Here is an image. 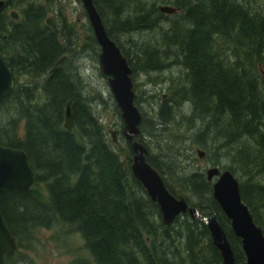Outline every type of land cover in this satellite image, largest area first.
Masks as SVG:
<instances>
[{
    "label": "trees",
    "instance_id": "1",
    "mask_svg": "<svg viewBox=\"0 0 264 264\" xmlns=\"http://www.w3.org/2000/svg\"><path fill=\"white\" fill-rule=\"evenodd\" d=\"M3 1L4 9L22 13L21 20L14 23L7 20L6 10L0 11V52L11 51L16 59L12 62L6 56L7 66L18 73H31L32 79L45 76L40 87L15 84L0 97V111L8 114L0 122V145L24 150L36 175L32 191L7 190L0 195L3 219L18 248L15 254L5 257L4 264L28 261L25 254L37 253L39 247L34 234L55 225L70 228L83 242L87 256L75 258L71 264H223L205 225L188 214L176 217L169 226L163 224L158 206L132 176L131 160L125 163L107 142L76 83V72L66 70L71 67L68 58L50 72L73 48L67 41L73 32L66 28L63 18L58 35L44 24L58 0H45L42 5L31 0ZM140 2L93 0L108 36L117 45L113 30L105 22L106 13L116 18L123 13L137 14L136 18L127 16L121 21L120 28L126 32L130 31L129 22L136 29L152 30L159 22L169 23V17L153 4L144 14ZM171 2L183 9L179 18L184 17V24L189 25L187 32L180 35L179 27L173 25L174 32L163 26L159 30L164 36L162 45L179 47L178 58L175 61L176 54L169 52L159 54L160 50L150 45L141 47L138 53L143 60L142 71H159L173 64L188 70L184 101L190 103L192 117L209 120L207 130L192 142L210 161L213 149L203 140L205 136L216 143L222 140L223 146L232 148L241 147L242 141L248 144V150L240 149L230 164L223 165L217 158L210 165L229 170L236 179V170L251 175L246 183L237 179L240 194L264 234V17L233 0H195V5L191 0ZM167 3L171 4L163 1ZM150 15L155 22L149 20ZM143 24L147 27L139 26ZM217 40L231 45L233 61L221 56ZM209 47L213 50L210 56ZM121 52L132 75H136L139 70L128 54ZM170 57L174 61L167 64ZM171 99H161L160 103H170ZM68 101L74 122L72 131L63 127ZM161 113L168 115L166 122L172 117L168 108ZM139 128H144V122ZM128 146L126 143L127 152L133 156ZM157 158L160 159L146 155V161L159 172L169 192L181 194L202 215H215L227 235L235 264H245L240 240L213 199L212 184L205 174L194 172L178 177Z\"/></svg>",
    "mask_w": 264,
    "mask_h": 264
},
{
    "label": "rangeland",
    "instance_id": "2",
    "mask_svg": "<svg viewBox=\"0 0 264 264\" xmlns=\"http://www.w3.org/2000/svg\"><path fill=\"white\" fill-rule=\"evenodd\" d=\"M31 1H36L38 5L45 4V0ZM140 1L145 10L144 14H148L147 12L151 9V4L159 9L160 6L165 5L174 6L171 1L175 0ZM163 1H169L171 5L168 3L164 5ZM233 1L244 6L249 12L264 17V0ZM191 2L195 5V0H191ZM49 16H54L59 26H61L60 20L63 18L66 22V28L71 29L73 32L72 37L67 40L73 45V52L71 51L69 56H66L68 57V59L66 58L69 62L68 65L71 66L67 67L66 70H70L74 74L76 72V77H78L76 83L83 92L84 99H87L86 101L92 109L95 119L103 128L107 142L110 143V146L118 154L121 160L126 163L132 158V155L130 156L126 150V142L128 145L129 143L124 137V126L120 118L119 110L109 90L106 77L100 73L98 65L100 48L96 41L94 42L95 39L92 29L80 1L58 0L57 5H55L51 12L49 11L48 17ZM127 16L133 19L137 17V14L123 13L118 19L111 14L106 13L105 22L108 24V27L113 30L118 41L117 46L121 51H125L128 54L127 57L130 62L135 65L137 70H139V72H136V75H132L134 91L136 94L134 104L143 116L144 122V128L142 130L139 128L140 133L137 137V141L146 147L147 154L155 157L158 156L160 159H157L161 164L166 163L170 172H174L178 177H182L194 172L205 173V170L210 167L219 168L218 166L210 165V162L217 160V158L220 159V163L223 165L230 164L232 159L236 158L240 149L248 150L246 148L248 147V144L243 141L240 142L241 147H237V145L232 148L223 146L221 144L222 140H220V143H216L211 139H207V136H205L203 140L213 149V155L210 156L211 161L205 155L201 159L197 157L196 152L199 150V147L192 142V139L199 136V133H201L202 130H207L205 126L209 124V120L192 117L190 103L184 101L186 100L185 95L187 94L188 85H185V80L187 79L186 76L188 70H185L182 65L173 64V67L170 68L167 66L159 71H153L150 69L147 70H150L151 72H145L146 70L142 71L143 60L140 59L138 53L139 48H148V45H150L155 49L160 50L159 54H166L168 52L169 54H176L174 57L176 61L179 54V47L174 45H162L164 36H161L159 29L163 26L164 28L172 29L174 32L172 25L175 27L178 26L177 33L179 32L178 34L185 35L183 33L187 32L186 29L189 25L184 24V17H170L169 23L165 25L164 21H162L161 23H164V25H161L159 22L153 27V30L149 28L136 29V26H133L132 23L129 22L128 26L130 27V31L126 32L120 27L122 24L121 21H124ZM164 16H166V14H164ZM149 20L155 22V18L152 15H150ZM185 23L187 22L185 21ZM139 26L147 27L146 24ZM64 31L67 32L68 30L64 29ZM177 33L175 34L178 35ZM216 44L221 56L224 58L228 57V60H234L231 57V51H233L231 45L228 46V43L225 44L221 40H217ZM210 49L211 48L209 47L207 50L209 56L213 51ZM171 57L165 61L167 64H171L172 61H174ZM160 61H163L161 57ZM44 79L45 78L42 77L38 80L30 81L31 79L29 77L23 76L22 78L20 77L18 85H39L40 87ZM37 95H39V93ZM170 97L173 98L170 103L164 105L160 103L161 99L162 101H165ZM164 108H168L170 112L172 111V117L167 122L166 116L168 115L166 113H161ZM7 116V112L1 110L0 122L6 119ZM159 116L164 122H162ZM9 118H13V115H10ZM188 123H190V125ZM161 127L165 128L162 129ZM111 130L116 131V144H113L111 141L109 135V131ZM19 135H23V124L20 126ZM209 138L211 137L209 136ZM236 171L238 172L235 173V176L239 181L246 183L250 180L251 175L243 174L239 170ZM177 195L181 194L177 193L176 196ZM254 196L255 195L253 194L251 197L253 198ZM34 236L39 242L37 253L25 252L28 261H19L18 264H71L75 258L80 260L82 257L87 256L83 249L82 240L68 227L55 225L50 230H40L39 232H36Z\"/></svg>",
    "mask_w": 264,
    "mask_h": 264
},
{
    "label": "water",
    "instance_id": "3",
    "mask_svg": "<svg viewBox=\"0 0 264 264\" xmlns=\"http://www.w3.org/2000/svg\"><path fill=\"white\" fill-rule=\"evenodd\" d=\"M79 1L100 48L98 55L100 73L106 77L124 126V137L130 144L133 154L130 164L132 176L141 184L150 200L158 206L165 226L171 225L176 217L188 214L206 226L223 264H235L227 235L217 217L204 216L197 208L189 206L183 196L171 194L159 172L146 161V149L137 141L142 116L134 104L136 94L132 70L117 44L108 36L93 0ZM2 5L3 2L0 1V8ZM159 10L166 15L175 12L169 5L160 6ZM11 16L17 17V14L12 12ZM45 22L55 34H58L57 25L52 17L47 18ZM63 60L64 58L58 60L54 67ZM12 85L13 75L0 57V97L11 90ZM70 105L71 102L68 101L64 110L63 127L67 131H72L74 126ZM109 135L112 143L116 144V132L111 130ZM196 153L199 159L205 155L201 150H197ZM204 174L206 180L212 184L213 199L229 221L231 232L240 240L245 264H264V234L242 201L238 180L229 170H220L217 167L206 169ZM35 181L36 175L24 150L0 145V195L7 190L30 192L35 187ZM17 249L15 237L8 229L0 210V264H4L5 257L12 256Z\"/></svg>",
    "mask_w": 264,
    "mask_h": 264
},
{
    "label": "flooded vegetation",
    "instance_id": "4",
    "mask_svg": "<svg viewBox=\"0 0 264 264\" xmlns=\"http://www.w3.org/2000/svg\"><path fill=\"white\" fill-rule=\"evenodd\" d=\"M171 7H173L174 9H175V12L173 13V14H169V15H166L167 17H179V16H182L183 15V9H181V8H179V7H177V6H171ZM2 9H4L3 8V6H1V8H0V11L2 10ZM4 10H6V11H4V14H6V16H7V20L10 22H14V23H16V22H18V21H20L21 20V18H22V13L21 12H19L18 10H15V9H4ZM12 12H15L16 14H17V17H12L11 16V13ZM49 17H52L53 19H54V21H55V23H56V25H57V28H58V34H59V28H60V26H59V24H57V22H56V20H55V17L54 16H49ZM48 16H47V18H49ZM46 18V19H47ZM46 19L44 20V24L52 31V33L53 34H55L54 32H53V30L46 24ZM58 34H55V35H58ZM11 52V51H10ZM10 52H6V54H2L1 52H0V57L4 60V62L6 63V65H7V62L5 61V58H6V56L9 58L10 57V59H11V61L12 62H16V59L14 58V57H12V55H11V53ZM58 66V65H57ZM56 66V67H57ZM8 67V66H7ZM56 67H54L53 66V68H51V70H50V72H52ZM9 68V67H8ZM17 69H10L9 68V71L12 73V75H13V85H12V88H11V90L14 88V85L15 84H18V81H19V79H20V77L22 78L23 76H26V77H29L30 78V75H31V73H27L26 71H23V72H20L19 71V73H18V71H16ZM45 77V76H44ZM31 80L30 81H32V80H36V78H30ZM38 79V78H37ZM11 90H9V91H11Z\"/></svg>",
    "mask_w": 264,
    "mask_h": 264
},
{
    "label": "bare ground",
    "instance_id": "5",
    "mask_svg": "<svg viewBox=\"0 0 264 264\" xmlns=\"http://www.w3.org/2000/svg\"><path fill=\"white\" fill-rule=\"evenodd\" d=\"M0 1L3 2V5H2V6H3V8H4V6H5V2H4L3 0H0ZM170 5H171V4H170ZM101 19H102V18H101ZM102 22H103V20H102ZM105 29H106V28H105ZM119 49H120V48H119ZM120 51H121V50H120ZM121 53H122V52H121ZM63 58H64V60H63L62 62H64V61L66 60V58H68V57L65 56V57H63ZM62 62H61V63H62ZM61 63H59L58 65H60ZM173 69H174V68H173ZM166 79H167V78H166ZM33 82H34V81H33ZM7 92H8V91H7ZM5 93H6V92H5ZM5 93H4V94H5ZM70 102H71V101H70ZM157 107H158V106H157ZM156 111H157V110H156ZM115 132H116V131H115ZM123 132H124V131H123ZM126 143H127V142H126ZM139 143H140V142H139ZM140 144H141V143H140ZM129 145H130V144H129ZM141 145H143V144H141ZM143 146H144V145H143ZM128 147H129V146H128ZM144 148L146 149L145 146H144ZM146 152H147V150H146Z\"/></svg>",
    "mask_w": 264,
    "mask_h": 264
}]
</instances>
